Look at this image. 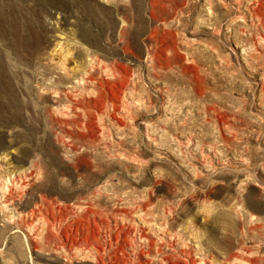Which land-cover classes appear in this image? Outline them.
<instances>
[{
    "label": "rangeland",
    "instance_id": "rangeland-1",
    "mask_svg": "<svg viewBox=\"0 0 264 264\" xmlns=\"http://www.w3.org/2000/svg\"><path fill=\"white\" fill-rule=\"evenodd\" d=\"M0 264H264V0H0Z\"/></svg>",
    "mask_w": 264,
    "mask_h": 264
},
{
    "label": "bare ground",
    "instance_id": "bare-ground-1",
    "mask_svg": "<svg viewBox=\"0 0 264 264\" xmlns=\"http://www.w3.org/2000/svg\"><path fill=\"white\" fill-rule=\"evenodd\" d=\"M223 120V119H222ZM226 122V121H225ZM223 123V122H222ZM138 230V229H137ZM186 262H187V260H186Z\"/></svg>",
    "mask_w": 264,
    "mask_h": 264
}]
</instances>
